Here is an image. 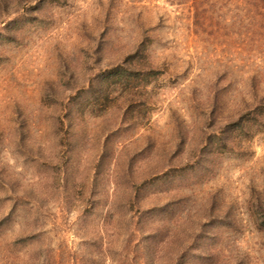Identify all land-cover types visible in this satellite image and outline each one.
<instances>
[{"label":"rangeland","instance_id":"rangeland-1","mask_svg":"<svg viewBox=\"0 0 264 264\" xmlns=\"http://www.w3.org/2000/svg\"><path fill=\"white\" fill-rule=\"evenodd\" d=\"M0 0V264H264V10Z\"/></svg>","mask_w":264,"mask_h":264},{"label":"trees","instance_id":"trees-1","mask_svg":"<svg viewBox=\"0 0 264 264\" xmlns=\"http://www.w3.org/2000/svg\"><path fill=\"white\" fill-rule=\"evenodd\" d=\"M174 2L185 10H215L218 2H222L218 10H264V0H166Z\"/></svg>","mask_w":264,"mask_h":264}]
</instances>
